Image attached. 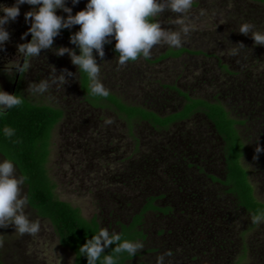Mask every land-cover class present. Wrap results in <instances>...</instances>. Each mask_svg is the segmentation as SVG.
Segmentation results:
<instances>
[{
  "label": "rangeland",
  "instance_id": "obj_1",
  "mask_svg": "<svg viewBox=\"0 0 264 264\" xmlns=\"http://www.w3.org/2000/svg\"><path fill=\"white\" fill-rule=\"evenodd\" d=\"M65 2L74 14L84 7L86 0H78L74 5L71 0ZM0 3L10 6L15 0ZM18 7L15 20L4 25L9 37L0 44V88L9 93L14 92L17 70L8 73L7 68L4 71L1 67L21 64L23 53L18 51V44L28 40V35L22 40L21 34L30 26L24 13L35 6L25 2ZM56 11L67 15L62 9ZM155 18L163 28L181 33V45L170 46L162 41L153 45L148 56L140 55L123 63L111 47L103 46L102 57L96 56L93 49L99 64L98 78L108 92L161 115L178 110L186 102L174 87L193 98L227 95L226 102L240 105L239 118L247 121L245 127H239L247 148L243 163L250 169L257 199L264 202V45L256 44L251 33L238 31L245 21L253 25V31H264V5L252 0H191L188 9L175 12L165 7ZM78 27L68 29L74 32ZM111 43L115 44V39ZM60 46L79 52L59 32L51 46L24 61L21 81L25 96L65 110V117L53 131L47 164L57 197L79 208L87 220L97 217L112 233L119 230L116 221L129 223L150 194H168L159 202L172 205L173 212L167 216L153 211L146 214L144 229L148 244L136 250L144 253L153 247L157 252L142 254L136 260L138 264H162L166 259L167 264H189L184 260L181 245L188 239L196 242L189 249L190 254L197 255L194 252L199 247L198 256L203 257V264H217L209 262L216 254L203 256L204 230L198 229L194 234L187 230L189 223L196 228L197 223L205 224L203 229L210 230L209 224L214 226L215 222L222 236L230 233L248 245L241 264H264V222H253L237 208L234 197L225 193L226 187L210 182L207 176L223 174L224 166L223 142L212 123L197 115L175 123L166 131H157L148 124L131 131L116 109L95 110L87 103L79 67L71 62L67 52L57 54ZM181 47L194 54L158 60L169 49ZM18 53L21 56L17 58ZM61 74L65 83L54 79ZM42 79L49 82L48 88L43 92L32 91V86ZM257 144L260 152L255 151ZM14 170L20 176L16 167ZM174 170L179 174H174ZM20 188L26 196V186L22 183ZM206 203L209 207L212 203L217 206L215 212L219 215L215 222L208 216L212 213L210 209H205L208 214L203 218L199 214V206ZM24 211L29 219L38 221L39 230L21 234L12 224L0 226V264H76L75 253L61 245L53 224L39 217L28 202ZM240 257L238 252L236 262Z\"/></svg>",
  "mask_w": 264,
  "mask_h": 264
},
{
  "label": "trees",
  "instance_id": "obj_2",
  "mask_svg": "<svg viewBox=\"0 0 264 264\" xmlns=\"http://www.w3.org/2000/svg\"><path fill=\"white\" fill-rule=\"evenodd\" d=\"M252 1L264 5V0ZM152 19L156 18L152 17ZM59 32L69 39V34L73 31L68 28H62ZM103 46L114 49V44L111 42ZM184 53L194 54V52L185 47L179 49L171 48L161 55L158 60L171 57L178 58ZM223 68L230 72L226 65H223ZM24 70L25 68H23L21 78L24 76ZM79 72L87 103L95 110L116 109V113L121 119L126 121L131 131L133 127L140 126L141 124H148L157 131H166L175 123L189 120L197 115L204 116L212 123L215 132L223 142V155L221 158L224 164L222 169L223 174H207L208 178L211 180L210 182L219 183L226 187L225 193L234 197L237 208L242 209L244 214L250 218L256 209L264 207V202L259 201L255 195V187L251 181L250 169L243 163L247 148L246 142L240 134L239 127H245L247 121L239 118L242 114L240 113L242 111H239L241 108L240 105L236 106L235 103L230 104L226 102V98L229 99L227 95L222 98L221 94L218 93L212 98H193L188 92H183L177 87H174L184 96L186 102L184 106L178 108V110L172 111L168 115H161L145 106L129 104L123 100V97L115 95L114 93L108 92L107 96L90 94L87 84L84 86L85 80L87 82V79L80 70ZM13 93L21 95L24 102L11 107L7 110L6 114L0 117V125L7 123L15 129V134L12 138L0 136V155L11 158L20 176L27 177L23 185L26 186L27 202L31 208L36 211L39 217L47 219L53 224L56 233L60 237L61 245L69 248L75 253V263L87 264L86 256L79 251L80 246L85 243L87 239L91 238L96 229L105 227V225L102 224L97 217L87 220L82 216L79 208L73 207L70 203L59 199L55 194L56 185L53 183L47 167L53 131L65 117V110L52 104L37 102L25 96L22 93L21 79ZM254 101L260 100L254 99ZM228 106L231 108H228ZM201 171H203V169H201ZM150 173H152V171H150ZM174 174H179V171L174 170ZM167 195L168 194L165 193L150 194L145 199V203L141 210L133 214L129 223L117 220L116 225L119 226L117 232L121 234V237L138 240L141 246H147L148 235L144 229L146 214L153 211L158 215H170L173 212V206L159 202L166 199ZM196 197L199 198V196ZM207 203H209V201H207ZM207 203L203 206L202 204L199 206V214L203 218L205 214H208L205 209H210L212 213L208 216H212L211 221L215 222V218L217 220L219 215L217 211L215 212L216 205L212 203L211 207H209ZM192 210L194 209L192 208ZM198 224L199 223H197L196 228L189 223V229L187 230L192 234L196 233L195 231L198 233V229L204 230L206 239L204 244L202 243L203 256L216 254L213 256V260L209 262L213 261V263L217 264H241V260L246 258L248 245H246L244 240L237 241L230 233L226 237L222 236L218 228H215L217 227L216 222L214 224L212 223L214 226L209 224L210 230L206 228L203 229L205 224ZM162 232L163 231L160 233ZM194 240L188 239L181 244L185 256L184 260L192 264H203V257L198 256L199 247L194 252V254L197 255L193 256V254H190V248L194 247L196 243ZM116 243H118V241L112 242L102 249L101 258L97 259L96 264H102V257L105 254L117 256L116 264H138L136 260L142 257V254L147 253L150 255L153 252H157L156 248L148 247L145 249L144 253L137 251L134 254H128L126 252L114 253L113 249ZM187 249L189 254H187ZM238 252L241 253V259L236 262L234 257L236 254L238 255ZM162 264H167V259L166 262Z\"/></svg>",
  "mask_w": 264,
  "mask_h": 264
},
{
  "label": "clouds",
  "instance_id": "obj_3",
  "mask_svg": "<svg viewBox=\"0 0 264 264\" xmlns=\"http://www.w3.org/2000/svg\"><path fill=\"white\" fill-rule=\"evenodd\" d=\"M25 2L35 7L24 13L25 22L30 26L21 34V39L23 40L27 35L29 38L30 33L31 39L18 44V51L23 53L22 57L38 55L40 49L51 46L53 37L60 29L79 25L78 29L69 34L70 42L77 46L79 52L66 46L58 47L56 52L58 55L68 53L71 62L77 65L86 77L89 93L99 96H107L109 90L98 78L99 64L93 55V49L96 56L102 57L103 45L115 39L114 49L118 53V61L123 63L135 60L140 55L148 56L153 45L162 41L170 46L179 47L182 43L181 33L163 28L160 21L152 17L163 11L165 7L175 12H182L191 6V0H86L84 7L73 14L72 8L65 0H15L10 6L0 3V12L3 13L0 15V44L9 37L4 25L9 20H15L19 14L18 5ZM77 2L78 0H71L73 5ZM57 9H62L67 15L58 14ZM252 29L253 25L245 21L239 25L238 31L244 34L251 33L256 44L264 45V31ZM20 66L21 64L16 67L18 72L16 79L21 76L25 68L23 64L20 71ZM54 79L65 83L63 74L54 76ZM48 86L49 82L42 79L32 86V91L43 92ZM23 102L21 95L0 88V117L11 107ZM14 134L15 129L9 124L0 125V136L12 138ZM255 151H261L259 144L256 145ZM15 167L11 158L3 156L0 159V226L12 224L15 231L21 234L36 233L39 230V223L29 219L28 214L25 213L27 197L21 194L20 188L27 177L17 176ZM251 219L254 222H264V207L256 209ZM117 241L113 249L114 253L134 254L141 247L138 240L122 238L119 232L113 231L110 234L107 227H99L91 238L80 246L79 251L86 256L87 264H96L97 259L101 258L102 249ZM116 261L117 256L113 254H105L102 257V264H116Z\"/></svg>",
  "mask_w": 264,
  "mask_h": 264
},
{
  "label": "flooded vegetation",
  "instance_id": "obj_4",
  "mask_svg": "<svg viewBox=\"0 0 264 264\" xmlns=\"http://www.w3.org/2000/svg\"><path fill=\"white\" fill-rule=\"evenodd\" d=\"M19 55L21 56V53L19 54H17V58L19 57ZM22 56H23V54H22ZM22 56H21V58H22ZM27 58H29L30 56H26ZM22 60V59H21ZM1 68H3V70L4 71H6V68L10 71V72H8V73H11V71H13V70H16V67H10V66H7V67H1ZM17 75H18V72H17ZM24 77V76H23ZM20 79H21V81H23L24 79L23 78H21V76H19V77H17V79H15V84H16V86L15 87H17L18 86V82L20 81ZM14 87V88H15ZM210 203V202H209ZM215 218V217H214ZM216 219V218H215ZM213 222V221H212ZM211 256V255H210Z\"/></svg>",
  "mask_w": 264,
  "mask_h": 264
},
{
  "label": "water",
  "instance_id": "obj_5",
  "mask_svg": "<svg viewBox=\"0 0 264 264\" xmlns=\"http://www.w3.org/2000/svg\"><path fill=\"white\" fill-rule=\"evenodd\" d=\"M30 39H31V33H30V35H29L28 40H30ZM25 57H26V56L24 55V58H25ZM23 64H24V59H22L21 66H20V68H19L20 71H21V69H22Z\"/></svg>",
  "mask_w": 264,
  "mask_h": 264
},
{
  "label": "bare ground",
  "instance_id": "obj_6",
  "mask_svg": "<svg viewBox=\"0 0 264 264\" xmlns=\"http://www.w3.org/2000/svg\"><path fill=\"white\" fill-rule=\"evenodd\" d=\"M22 59H24V60L26 61V60H27V57H25V58H24V57H22Z\"/></svg>",
  "mask_w": 264,
  "mask_h": 264
}]
</instances>
